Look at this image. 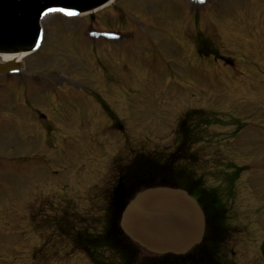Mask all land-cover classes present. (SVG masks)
Wrapping results in <instances>:
<instances>
[{
	"label": "rangeland",
	"instance_id": "1",
	"mask_svg": "<svg viewBox=\"0 0 264 264\" xmlns=\"http://www.w3.org/2000/svg\"><path fill=\"white\" fill-rule=\"evenodd\" d=\"M41 29L0 77V264H94L120 173L171 156L221 199L224 264H264V0H116Z\"/></svg>",
	"mask_w": 264,
	"mask_h": 264
},
{
	"label": "water",
	"instance_id": "2",
	"mask_svg": "<svg viewBox=\"0 0 264 264\" xmlns=\"http://www.w3.org/2000/svg\"><path fill=\"white\" fill-rule=\"evenodd\" d=\"M116 1V0H115ZM193 3L202 0H184ZM113 0H0V58H30L41 42V21L48 15L70 11L75 15L106 9ZM111 5V4H110ZM65 9V12L50 11ZM85 14L61 22L94 16ZM47 13V14H46ZM72 15V16H75ZM20 65L0 63V76L17 74ZM118 235L155 256H183L200 245L207 220L197 203L184 191L163 185L128 191L119 199Z\"/></svg>",
	"mask_w": 264,
	"mask_h": 264
},
{
	"label": "trees",
	"instance_id": "3",
	"mask_svg": "<svg viewBox=\"0 0 264 264\" xmlns=\"http://www.w3.org/2000/svg\"><path fill=\"white\" fill-rule=\"evenodd\" d=\"M179 159L176 156H171L157 162L145 157H137L128 167L123 169L111 195L107 229L99 238L88 240L85 245L81 246L91 256L94 264H102L97 262L93 253L90 252V250L97 248L113 252L119 259V264H224L225 258L221 252L223 245L229 240L226 212L216 192L203 187L200 179H193L192 176L185 174L183 169L177 170L178 165L176 164ZM153 172L165 173L167 178L172 179L176 187L186 190L196 198L205 213L208 227L205 231L202 248H195L192 252L179 258L167 256L148 258L140 262L137 248L118 235L117 205L125 192L149 185L154 179ZM103 264L114 263L103 262Z\"/></svg>",
	"mask_w": 264,
	"mask_h": 264
},
{
	"label": "bare ground",
	"instance_id": "4",
	"mask_svg": "<svg viewBox=\"0 0 264 264\" xmlns=\"http://www.w3.org/2000/svg\"><path fill=\"white\" fill-rule=\"evenodd\" d=\"M24 59H26V58H20V59H5V60L0 58V62L1 63H8V62L20 63Z\"/></svg>",
	"mask_w": 264,
	"mask_h": 264
},
{
	"label": "snow or ice",
	"instance_id": "5",
	"mask_svg": "<svg viewBox=\"0 0 264 264\" xmlns=\"http://www.w3.org/2000/svg\"><path fill=\"white\" fill-rule=\"evenodd\" d=\"M50 11H60V12H65V9H50ZM46 14H47V13H46ZM65 14H66V15H69V16L75 15V13L70 12V11L66 12Z\"/></svg>",
	"mask_w": 264,
	"mask_h": 264
},
{
	"label": "flooded vegetation",
	"instance_id": "6",
	"mask_svg": "<svg viewBox=\"0 0 264 264\" xmlns=\"http://www.w3.org/2000/svg\"><path fill=\"white\" fill-rule=\"evenodd\" d=\"M195 200L197 201V199H196V198H195ZM197 202H198V201H197ZM198 204H199L200 208H202V207H201V204H200L199 202H198Z\"/></svg>",
	"mask_w": 264,
	"mask_h": 264
}]
</instances>
